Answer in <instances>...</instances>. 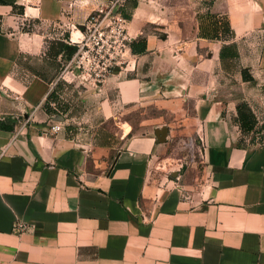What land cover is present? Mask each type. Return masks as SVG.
I'll list each match as a JSON object with an SVG mask.
<instances>
[{
	"label": "crops",
	"instance_id": "1",
	"mask_svg": "<svg viewBox=\"0 0 264 264\" xmlns=\"http://www.w3.org/2000/svg\"><path fill=\"white\" fill-rule=\"evenodd\" d=\"M94 7L0 0V264H264V0H212L229 40L199 28L159 38L134 8L130 60L79 91L59 75L72 64L69 25ZM229 44L235 57L220 59ZM219 73L249 96L221 97ZM149 107L134 133L127 115ZM185 136L198 159L178 158Z\"/></svg>",
	"mask_w": 264,
	"mask_h": 264
},
{
	"label": "rangeland",
	"instance_id": "2",
	"mask_svg": "<svg viewBox=\"0 0 264 264\" xmlns=\"http://www.w3.org/2000/svg\"><path fill=\"white\" fill-rule=\"evenodd\" d=\"M94 3V8L89 13L88 19L82 25H75L76 30H80L85 37H91L93 30L97 29L103 33L104 46L102 48L98 46H90L93 50L89 52V59L93 63L105 62L108 65L109 70L123 68L126 62L130 60L126 53V44L132 37L127 33L129 28V21L131 20V14L135 8L136 17L146 21L143 30L146 32H154L159 38H164L167 34L177 33L182 40H188L194 35V30L197 29L201 23V26L205 31L210 33L212 28V20L208 16V8L212 0H91ZM94 20H91V18ZM218 20L223 22L224 17H219ZM74 26L70 24L69 27ZM220 26V25H219ZM89 29V30H88ZM220 30H222L220 26ZM80 37V33L76 32L73 35L74 40ZM77 41V40H76ZM93 43L95 40H92ZM114 41V43H113ZM80 46L75 47V51L72 53L70 60L74 57V61L80 66L77 67L75 62H72V66L69 68L72 75L65 77L66 81H63L65 85H70L77 90H81L82 85L88 82H92V76L87 70V64L85 58L81 59L83 52L87 51V48L80 50ZM80 50V51H79ZM208 50L205 49V53ZM77 52H80L76 55ZM115 63V64H114ZM84 66V68L82 67ZM234 66V65H233ZM227 66V68L234 67ZM108 73L105 74V76ZM220 84L218 86V94L221 97L227 96L233 98L244 95L249 96L251 88H240V85L235 81L234 75L230 81H225L222 73H219ZM218 76V77H219ZM78 85V86H77ZM255 88V87H254ZM53 106V104L51 105ZM144 110V109H143ZM147 114L136 108L129 115L127 120L134 125V133L144 132L146 126H141L139 123L145 116H156L154 109L149 107L146 111ZM118 148V147H117ZM174 149L178 158L182 161H190L196 157H199V146L195 140V137L185 136L183 139L178 140V144L174 145ZM183 162V163H184ZM174 165L176 163H173Z\"/></svg>",
	"mask_w": 264,
	"mask_h": 264
},
{
	"label": "trees",
	"instance_id": "3",
	"mask_svg": "<svg viewBox=\"0 0 264 264\" xmlns=\"http://www.w3.org/2000/svg\"><path fill=\"white\" fill-rule=\"evenodd\" d=\"M209 18H211L212 20V28L210 33L209 29L208 31H205V29H203V27L201 26V23L199 25V31H200V35L203 36L204 38L210 37L212 39H216L219 37V33H224L226 36V40L231 37V31H230V27L228 24V21L224 20L223 22H220L218 20V17H216L215 15H212L210 13H208ZM222 28L223 31L220 30V26ZM138 43L142 44V48L140 50H135L133 49V45L131 46V51L133 54L136 53H140L143 52L145 50V42L144 40H140ZM74 51V48H70L67 47V52L66 54L71 57L72 53ZM219 57L220 59H223L225 57L228 58H233L235 57V51H234V45L233 44H229V45H224L222 46L220 53H219ZM242 79L244 81H252V77L250 75H248L247 73V69L242 70ZM50 111L52 112V116H59V117H63L64 118V113L61 112L60 108L58 107V105L56 103L53 104V106L50 107ZM236 111H237V119L240 122V126L242 129V132L246 135H248V133H250L251 131H253L254 129V117L253 114L251 113L250 109L246 106V104H239L236 106ZM7 128V127H6ZM255 133V132H253ZM253 139H249L248 142L249 144H251Z\"/></svg>",
	"mask_w": 264,
	"mask_h": 264
},
{
	"label": "built area",
	"instance_id": "4",
	"mask_svg": "<svg viewBox=\"0 0 264 264\" xmlns=\"http://www.w3.org/2000/svg\"><path fill=\"white\" fill-rule=\"evenodd\" d=\"M91 20H94V18L92 17ZM70 33H69V38H68V44L70 45L71 48H74L75 51V47L72 46H80V50L83 49L84 47L87 48V51L83 52V54L81 55V59L85 58L86 60V66H87V70L88 72H90V75L92 76V81L95 83L100 82L104 77L106 73H109L111 70L108 69V65L105 64V62H97V63H93L90 61L89 57V52L92 51L93 49L90 48V46L93 44V46H98L100 48H102L104 46V38H103V33L100 32L97 29L93 30V34L91 35V37H85L83 36V33L76 30L75 26H71L69 27ZM89 30V29H88ZM79 32L80 33V37H77V41L74 40L73 38V33ZM92 40H95V42L93 43ZM114 43V41H113ZM79 50V51H80ZM73 51V52H74ZM80 52H77V54H79ZM74 57L72 58V60H70L69 62H75L74 61ZM77 67L80 68V66L78 65L77 62H75ZM115 64V63H114ZM72 66V64H68L67 67H65L60 75H59V79L66 81L65 77H67L68 75H72L71 71H69V68ZM84 68V66H82ZM60 123H54L50 130L53 133H56L60 130Z\"/></svg>",
	"mask_w": 264,
	"mask_h": 264
},
{
	"label": "water",
	"instance_id": "5",
	"mask_svg": "<svg viewBox=\"0 0 264 264\" xmlns=\"http://www.w3.org/2000/svg\"><path fill=\"white\" fill-rule=\"evenodd\" d=\"M54 121H57V122H63V118L62 117H54L53 119ZM155 136L158 140L159 143L163 142L164 141V138L166 136V129L165 128H162L160 130H156L155 131Z\"/></svg>",
	"mask_w": 264,
	"mask_h": 264
}]
</instances>
